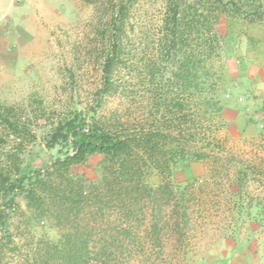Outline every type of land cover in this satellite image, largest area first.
I'll return each instance as SVG.
<instances>
[{
    "label": "trees",
    "instance_id": "1",
    "mask_svg": "<svg viewBox=\"0 0 264 264\" xmlns=\"http://www.w3.org/2000/svg\"><path fill=\"white\" fill-rule=\"evenodd\" d=\"M255 1L164 0L156 55L136 83L124 42L128 9L119 8L90 104L58 117L44 139L58 156L41 169L0 162V264L13 244L9 221L19 197L59 230L35 264H134L136 249L160 247L167 232L190 224L187 203L201 199L203 190L173 179L192 164L227 177L234 168L230 186L239 200L250 178L264 187V157L243 164L217 136L226 123L217 96L223 42L216 26L224 14L262 20ZM0 127L7 137L35 138L11 107L0 108ZM5 142L0 135V145ZM95 155L102 157L95 179L73 174ZM153 176L159 182L152 185Z\"/></svg>",
    "mask_w": 264,
    "mask_h": 264
},
{
    "label": "rangeland",
    "instance_id": "2",
    "mask_svg": "<svg viewBox=\"0 0 264 264\" xmlns=\"http://www.w3.org/2000/svg\"><path fill=\"white\" fill-rule=\"evenodd\" d=\"M163 1L0 0V108H13L35 135L34 139L7 137L0 127L6 141L0 145V162L41 169L58 156V148L47 150L44 146L50 125L75 107L83 110L90 104L100 85L109 31L118 26V10L125 6L124 42L131 52L128 66L136 83L143 65L156 55ZM253 6L264 11V0ZM216 30L223 42L217 96L226 123L217 136L246 164L264 157V70L258 62L246 63L264 46V17L251 22L224 14ZM115 105L110 102L108 107ZM101 159L92 156L72 172L93 180L99 175ZM231 169L229 177L217 176L209 165L201 163L176 174L175 182L195 183L198 191L203 190L201 199L187 203L190 224L181 233L167 232L160 247L151 251V246L139 247L131 262L264 264V187L250 178L247 191L237 199L231 191ZM158 182L154 176L149 179L152 185ZM16 201L18 207L9 221L13 244L7 246L1 264H35L45 242L55 241L59 230L49 220L38 219L23 198Z\"/></svg>",
    "mask_w": 264,
    "mask_h": 264
},
{
    "label": "crops",
    "instance_id": "3",
    "mask_svg": "<svg viewBox=\"0 0 264 264\" xmlns=\"http://www.w3.org/2000/svg\"><path fill=\"white\" fill-rule=\"evenodd\" d=\"M246 51H247V49H246ZM254 55H257V57H255V59L253 61L247 60L246 63L248 64L251 62L253 64H257V62H258V64H259L258 67L262 68L264 70V46H261V48L259 50H257V52H255Z\"/></svg>",
    "mask_w": 264,
    "mask_h": 264
}]
</instances>
